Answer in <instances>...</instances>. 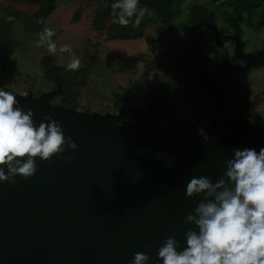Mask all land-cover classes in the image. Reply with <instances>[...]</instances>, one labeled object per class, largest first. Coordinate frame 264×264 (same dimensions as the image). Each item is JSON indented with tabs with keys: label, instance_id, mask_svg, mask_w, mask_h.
<instances>
[{
	"label": "water",
	"instance_id": "95a60500",
	"mask_svg": "<svg viewBox=\"0 0 264 264\" xmlns=\"http://www.w3.org/2000/svg\"><path fill=\"white\" fill-rule=\"evenodd\" d=\"M234 56L244 64L216 72L246 73L264 64V49L243 54L237 39ZM58 91L13 94L37 126L55 119L78 149L65 146L49 162L37 158L28 179L0 182V264H132L137 252L149 255V264H162V242L174 237L182 250L185 233L195 227L185 221L202 196L186 198L190 179L215 182L234 149L264 148L259 116L253 127L231 124L223 137L212 125L202 138L195 123L187 126L188 136L167 135L155 133L145 118L152 111L134 109L136 123L122 126V111L86 114L50 105Z\"/></svg>",
	"mask_w": 264,
	"mask_h": 264
},
{
	"label": "rangeland",
	"instance_id": "374dc122",
	"mask_svg": "<svg viewBox=\"0 0 264 264\" xmlns=\"http://www.w3.org/2000/svg\"><path fill=\"white\" fill-rule=\"evenodd\" d=\"M44 1L0 0V21L7 14L14 17L10 16L13 21L11 34L18 42L0 74V90L21 96L32 94L33 98L56 90L54 84L44 78L41 66V60L50 54L46 47L36 46L39 33L48 27L55 32L52 40L57 49L64 45L71 49L70 53L62 54L57 50L52 56L54 65L67 72L78 87L77 109L68 108L77 113L118 116L122 111V120L129 121L122 124L121 120L119 124H135L136 117L134 115L133 119L131 115L134 109L154 113L157 105H153V93L159 89L162 109L152 118L148 117L150 114L145 117L153 123L155 133L163 131L171 135L179 131L181 136H188L187 126L195 123L202 138H206L205 131L212 125L223 137L231 132V124L247 123L253 127L256 116L264 119V66L246 74L225 73L220 84L213 85V90L195 80L197 72L211 71L213 63L209 59L216 52H223L211 31L202 29L200 38L192 42L175 27L160 23L150 12L151 15L146 13L140 21L143 27L139 36L133 16L128 25L134 30L129 36L124 35L130 38L114 39L109 27L121 30L116 18L107 20L101 31L92 29V19L98 8L95 0H56L50 14L36 17ZM222 2L183 0L174 22L187 24L193 8L201 4L212 9L217 17L226 16L223 10L227 7L222 6ZM257 15L261 18L264 14L255 10L250 16ZM243 30L245 32V28ZM254 47L248 42L247 50ZM72 53L81 60V67L76 71L67 68ZM92 55H96L94 66L79 73ZM127 59H135V66L120 71ZM147 63L153 68L140 83ZM49 104L61 106L57 101L50 100Z\"/></svg>",
	"mask_w": 264,
	"mask_h": 264
},
{
	"label": "clouds",
	"instance_id": "9594fccd",
	"mask_svg": "<svg viewBox=\"0 0 264 264\" xmlns=\"http://www.w3.org/2000/svg\"><path fill=\"white\" fill-rule=\"evenodd\" d=\"M111 7L121 26L128 25L133 16L139 25L146 13L151 15L139 6V0H117ZM54 35L53 29L45 27L36 46L46 47L50 55H56L57 50L70 53L68 45L57 49ZM80 67L81 60L72 53L68 70ZM33 116L31 109L18 106L15 95L0 90V182L14 183L16 176L28 179L37 171V158L49 162L63 154L65 146L78 149L55 119L45 117L48 122L37 126ZM233 153L222 178L213 182L194 176L187 183L186 198L202 196L185 221L195 227L185 233L186 247L182 250L174 237L162 242L158 248L162 264H264V148L259 152L234 149ZM149 261V255L137 252L132 264Z\"/></svg>",
	"mask_w": 264,
	"mask_h": 264
},
{
	"label": "trees",
	"instance_id": "16d2710c",
	"mask_svg": "<svg viewBox=\"0 0 264 264\" xmlns=\"http://www.w3.org/2000/svg\"><path fill=\"white\" fill-rule=\"evenodd\" d=\"M181 1L183 0H139V6L141 8H147L149 12H152L160 23H165L172 27H175L177 32H183L192 42H195L200 38V31L202 29L205 28L211 31L216 38L218 46L222 49L224 44H227L229 40L228 38L222 36V29L220 28L219 23L216 22L215 18L217 16L214 14L212 9H209L202 4L196 5L193 8L191 15L189 16V22L187 24L178 25L174 22L175 17L177 16V13L179 11ZM262 1L263 0H227V4L223 3L224 5H222L227 7L223 10V14L228 17H243L244 14L250 16L254 13L255 10L257 11L260 9L263 4ZM44 2L40 8V11L36 13V17L47 16L54 10L56 0H45ZM95 2L98 8L96 14L92 19L91 25L92 29L101 31L105 29L106 21L114 18L112 15L111 6L113 3H116L117 0H95ZM10 16L13 17L11 14H7L0 21V74L2 70L5 69V64L18 43L11 34L13 21L12 19H9ZM75 18L78 19V17ZM142 24L139 23V25H137L139 31L137 36H139L142 32ZM232 25L238 26L240 25V23L237 21V23H232ZM118 26L121 27V30L116 31L115 26L109 27V29L113 30L112 37L114 39L130 38L128 36L130 35L131 31L134 30V28L130 27L129 25ZM124 31H126L127 33L125 32V34H123ZM95 56L96 55H92L86 66L78 72L85 73L90 70L91 66H94ZM234 60L235 58L232 54V51L225 49L223 52H216L214 56L209 59V62L214 63L216 66H221L225 63H233ZM135 64V59L124 60L119 70L125 72V69H129L130 67L135 66ZM41 66L43 69L44 78L54 84V89L59 88V91L52 96L51 101H57L58 104L63 107L77 109L76 97L78 96V93L76 91V88L78 87L67 76L68 73L65 72L61 67H57L56 65H54V57L52 55L42 59ZM146 67L147 68L142 73L143 78L140 80V83L149 76L150 68H153L150 65L148 67V63ZM225 73H229V71ZM225 73H217L213 69L211 71L201 70L195 74L194 78L198 82V84H202V86H210L211 90H213V85L218 86L222 80V76ZM161 100L162 98L160 90L157 89L154 91L152 98L153 105H157L156 110L154 111V113L148 115L149 118L154 117L159 111H161ZM131 115L134 119V114L132 113ZM128 121L129 120L127 118H124L121 123L126 124Z\"/></svg>",
	"mask_w": 264,
	"mask_h": 264
},
{
	"label": "flooded vegetation",
	"instance_id": "af4514ba",
	"mask_svg": "<svg viewBox=\"0 0 264 264\" xmlns=\"http://www.w3.org/2000/svg\"><path fill=\"white\" fill-rule=\"evenodd\" d=\"M217 2V0H215ZM227 4V0H223L222 4ZM262 8L258 10V12L262 11L264 14V0L262 1ZM258 16V15H257ZM243 16V17H228V16H221V17H216V22L219 23L220 28L222 29V36L225 38H228L229 42L227 44H224L222 47L223 51L225 49L231 50L232 54L234 56V51L236 47V39L239 42L241 46V52L243 54H249L253 53L256 54L257 52L261 51L264 49V15L260 18V16ZM258 19H255V18ZM237 21L240 23V25H232V23H237ZM245 28V32L244 29ZM205 29V28H204ZM250 35H253L255 37H252ZM214 36V34H213ZM215 38V36H214ZM216 39V38H215ZM260 41V43L258 42ZM248 42L252 43L254 49H249L247 50ZM235 60L233 63H225L221 66H225L227 64H232V65H243L244 61L242 59H238L234 56ZM221 66H216L213 63V69L216 71L219 67ZM264 66L261 65L259 67H252L248 72H250L252 69L256 68H262ZM246 72V73H248ZM225 73V72H223ZM237 73H242L246 74L243 72H237ZM255 120V118H254ZM252 127V125H249Z\"/></svg>",
	"mask_w": 264,
	"mask_h": 264
},
{
	"label": "built area",
	"instance_id": "2783aa9c",
	"mask_svg": "<svg viewBox=\"0 0 264 264\" xmlns=\"http://www.w3.org/2000/svg\"><path fill=\"white\" fill-rule=\"evenodd\" d=\"M25 96V95H24Z\"/></svg>",
	"mask_w": 264,
	"mask_h": 264
}]
</instances>
